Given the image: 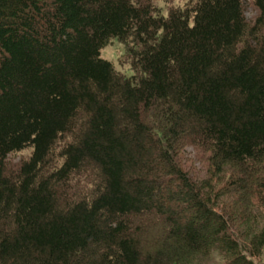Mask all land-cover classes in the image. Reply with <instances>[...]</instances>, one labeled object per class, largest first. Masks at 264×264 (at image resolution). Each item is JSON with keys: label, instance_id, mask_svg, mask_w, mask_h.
Segmentation results:
<instances>
[{"label": "trees", "instance_id": "1", "mask_svg": "<svg viewBox=\"0 0 264 264\" xmlns=\"http://www.w3.org/2000/svg\"><path fill=\"white\" fill-rule=\"evenodd\" d=\"M157 12L0 0V264H264V0Z\"/></svg>", "mask_w": 264, "mask_h": 264}, {"label": "rangeland", "instance_id": "2", "mask_svg": "<svg viewBox=\"0 0 264 264\" xmlns=\"http://www.w3.org/2000/svg\"><path fill=\"white\" fill-rule=\"evenodd\" d=\"M148 3L152 4L154 8L157 9V13H162L166 15L172 8L184 7L186 5H192L196 0H146ZM258 15V10L254 7L251 2L246 3L245 7V17L248 22L253 23ZM132 48V43L130 42H121L113 40L108 47L102 50L101 56L102 58L111 61L117 71L121 74L131 77V75H135L132 66V59L130 56V49ZM32 150L27 149L22 151L21 153L11 155L8 160L13 164H18L23 160L27 159L31 155ZM179 159L181 164L186 167L188 170H192L194 172H198L200 174L203 173L205 168V162L202 160L200 152L192 146H187L181 152ZM92 180L94 177L91 176ZM91 187V186H90ZM258 198H256V201ZM259 202V201H258ZM259 206L257 204H254ZM208 264H212L209 262Z\"/></svg>", "mask_w": 264, "mask_h": 264}]
</instances>
